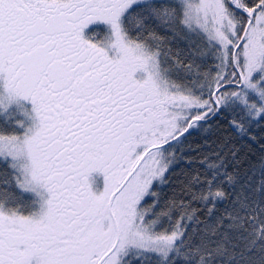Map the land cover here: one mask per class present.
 I'll list each match as a JSON object with an SVG mask.
<instances>
[{
	"label": "snow or ice",
	"instance_id": "1",
	"mask_svg": "<svg viewBox=\"0 0 264 264\" xmlns=\"http://www.w3.org/2000/svg\"><path fill=\"white\" fill-rule=\"evenodd\" d=\"M0 264H264V0H0Z\"/></svg>",
	"mask_w": 264,
	"mask_h": 264
}]
</instances>
